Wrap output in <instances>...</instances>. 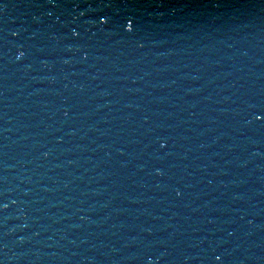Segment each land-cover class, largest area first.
<instances>
[{
  "label": "water",
  "instance_id": "obj_1",
  "mask_svg": "<svg viewBox=\"0 0 264 264\" xmlns=\"http://www.w3.org/2000/svg\"><path fill=\"white\" fill-rule=\"evenodd\" d=\"M0 264H264V0H0Z\"/></svg>",
  "mask_w": 264,
  "mask_h": 264
}]
</instances>
